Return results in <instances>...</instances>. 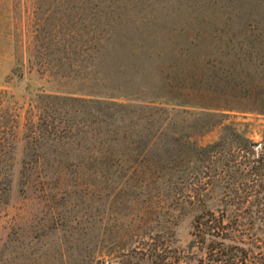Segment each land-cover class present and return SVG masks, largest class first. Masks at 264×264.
Returning <instances> with one entry per match:
<instances>
[{
  "label": "rangeland",
  "instance_id": "rangeland-1",
  "mask_svg": "<svg viewBox=\"0 0 264 264\" xmlns=\"http://www.w3.org/2000/svg\"><path fill=\"white\" fill-rule=\"evenodd\" d=\"M195 1L0 0V264H154L145 250L166 220L163 255L197 264L195 214L156 215L152 156L128 145L148 146V117L121 114L123 92H145L143 65L151 80L138 56L153 28L167 33ZM225 124L262 149L263 115ZM222 128L195 139L213 144ZM200 165L184 176L205 177Z\"/></svg>",
  "mask_w": 264,
  "mask_h": 264
},
{
  "label": "trees",
  "instance_id": "trees-1",
  "mask_svg": "<svg viewBox=\"0 0 264 264\" xmlns=\"http://www.w3.org/2000/svg\"><path fill=\"white\" fill-rule=\"evenodd\" d=\"M194 3L167 33L155 26L138 56L153 63L151 80L143 65L145 92H123L133 98L121 103V114L148 117L150 141L145 147L137 137L128 145L152 156L156 215L166 204L170 218L195 214L189 249L202 253L197 264H264V145L257 150L225 124L232 113L264 116V0ZM2 123L0 117V153ZM220 126L218 141L198 144L197 136ZM198 164L210 165L205 177L184 176ZM164 222L145 254H155L154 264H180L163 255L169 254L163 231L176 225Z\"/></svg>",
  "mask_w": 264,
  "mask_h": 264
}]
</instances>
